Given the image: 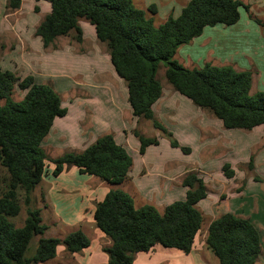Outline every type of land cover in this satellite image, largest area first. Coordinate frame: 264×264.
Listing matches in <instances>:
<instances>
[{
    "label": "trees",
    "instance_id": "16d2710c",
    "mask_svg": "<svg viewBox=\"0 0 264 264\" xmlns=\"http://www.w3.org/2000/svg\"><path fill=\"white\" fill-rule=\"evenodd\" d=\"M45 1L51 10L35 31L44 47L72 32L82 42L80 21L92 24L97 40L107 48L115 73L126 83L133 116L152 121L170 139L171 146L186 154L191 152L155 117L153 105L163 95L157 76L161 67L173 90L220 119L226 129L252 130L262 125L264 140V91H252L251 70L209 62L189 68L175 57L205 27L239 21L241 7L249 10L242 0H189L180 15H169L159 24L155 21V4L141 8L134 0ZM20 6L21 0H9L7 9L15 11ZM253 18L264 27V20ZM16 86L25 92L21 100L13 99ZM67 112L51 83H39L33 75L21 78L14 71H0V164L9 174L8 186L0 196V264L45 263L57 256L59 245L70 254L90 245L91 240L82 229L71 231L64 238L44 236L49 227L43 222L41 209L32 206L33 191L44 176L57 177L75 166L80 173L113 185H121L129 177L133 157L112 133L101 135L80 152L67 151L49 159L43 141L54 120ZM133 134L138 138L141 154L149 146L159 144L158 137L145 136L138 129ZM48 160L54 164L51 172ZM248 167H253L252 157ZM222 173L226 179L236 175L230 163L222 166ZM182 185L186 188L185 197L169 203L162 211L150 203L137 207L133 196L119 187L109 189L96 202L95 223L111 240L103 248L108 255L105 264H134L137 253L150 251L157 244L191 252L204 223L198 203L208 196V189L203 176L195 171L184 176ZM20 188L24 191L27 216L17 226L10 217L21 212ZM36 235L42 237L35 253L28 256L29 244ZM205 242L219 264H255L262 253V239L255 224L232 212L211 221Z\"/></svg>",
    "mask_w": 264,
    "mask_h": 264
},
{
    "label": "crops",
    "instance_id": "0c3cea01",
    "mask_svg": "<svg viewBox=\"0 0 264 264\" xmlns=\"http://www.w3.org/2000/svg\"><path fill=\"white\" fill-rule=\"evenodd\" d=\"M8 1L5 0V6H7ZM41 1L45 4L43 5L45 10H42V7L39 6L40 10L38 12L36 9L37 5L35 7L34 4L31 5V0L28 3L30 7L28 6L26 13L30 12L28 14L29 17L31 16L29 21L26 16L21 22L17 21L16 23L6 20L8 13L15 15L22 13L20 8L23 9L24 0H21V6L17 10L9 12L10 10L7 9L2 11L0 19V71L11 70L18 72L21 78L33 75L39 83L51 81L59 93L57 82H62L65 78L60 68L62 59L59 60L58 55H56L59 51L68 50L79 61H82L81 63L84 66H87L85 70H76V72L80 70L78 72L81 74L79 82L76 83V80H73L71 84L66 86L68 92H75L73 91L75 89L78 92L74 100H69L67 103L62 101V105L68 109L65 116L72 111L75 113V117L71 123H68L66 119H57L59 117L54 120L49 135L43 141V147L47 155H50L53 150L57 151V154L62 151L80 152L98 137L110 132L107 129L110 123L105 122V117L103 112H100L99 105L112 107L113 103L116 102V111H119L120 108L121 112L126 111L128 119L135 120L137 123L136 127L142 129L141 126L145 121L138 122L134 118L128 102L127 86L125 87L123 82L119 80L120 78L115 76V70L107 48L103 49L104 44L97 40L95 28H93L92 24L88 25L89 22H83V20L80 22L83 41L78 46L83 51L80 49L78 52L76 51L77 49L69 45H66L61 50L45 51L44 44L41 38L35 34V31L39 22L44 15L50 12L51 8L46 4L47 2L45 3V0H38V2ZM242 1L249 5V10L247 11L244 7H241L239 21L233 25L217 24L205 27L203 33L194 38L187 46L183 45L177 51L175 57L178 61L179 59L182 60V62L179 61L180 63H187V60L189 64H196L197 62L199 65L196 67H202L209 62L214 65L230 64L239 70H251L254 73L253 91H264V27L253 18V16H256L264 20L255 11H262L258 7L259 5H255V2L262 3L261 6L263 7L264 0ZM136 2L135 5L141 8L155 4L157 6L155 18L159 17L161 21H164L169 15L174 17L180 15L189 0H136ZM31 11L41 14L42 17L38 16L35 19ZM32 17L34 18L33 20ZM14 34L18 42L11 43L10 41L8 44L6 40L14 37ZM25 44H28L33 50L27 56L22 52V46ZM52 71H54L53 75ZM90 77L93 78L90 79ZM63 82L62 85L65 84ZM182 96L173 90L171 85L167 89L163 87V95L153 105V109L155 117L161 122H163L161 117L168 118L169 122L164 123L166 128L172 132L173 137L180 145L191 148V154L197 152L195 157L200 158L204 166L209 167L212 163H215L213 165L217 172L216 177L210 175V169L206 171L205 168L201 169L199 167L202 175L205 176L203 178L208 189V196L198 203V207L210 219L205 230L202 232L201 229L196 235L191 252L185 253L176 248L157 244L150 251L137 253L134 264H217L214 258L216 256L207 247L205 240L211 221L226 212H232L238 216L248 218L255 224L262 239V253L255 264H264L263 126H256L252 130L226 129L220 119L215 118L208 112L209 115L205 109L196 106L189 99L192 102L190 104ZM126 101L129 106L125 109L123 103L120 107V102ZM182 105L187 108L183 112L180 109ZM117 113L116 115H118ZM170 115H173L174 119L177 118L178 123L169 120ZM148 123L147 125H149ZM168 126L170 127L168 128ZM125 129L126 131L123 135L125 139L121 134L119 135L115 132L112 134L117 142L127 149L130 146L127 139L131 137L130 134H133V128L128 129L127 124ZM141 133L145 135L142 130ZM158 135L154 132L153 136ZM130 142L136 145L134 141L132 142V139H130ZM166 144L171 146L168 139ZM146 152L141 154L139 151L142 156ZM251 157L253 158V167H248L249 170L247 169L246 172L244 164H248ZM168 159H159L158 166L154 171L150 167L143 166L142 174L146 173L154 178V183L149 185V187H146V185L142 187L141 179L139 181L136 180L134 174H132V168L128 179L121 185H113L102 181L96 176L82 174L75 166L66 168L57 177L44 176L32 194L33 201L41 209L42 218L43 208L41 204L44 205V208L49 213V217L58 222V224L54 223L55 226L63 224L68 227V229L66 228L68 233L76 229H82L89 238L92 233L97 236L95 241L90 239V245L79 253L70 254L66 251L65 246L59 245L57 256L50 261L53 264L107 263L108 255L103 248L109 246L111 240L97 227L94 220V210L96 202L102 200L111 188L120 187L129 192L133 196L137 207L150 203L156 205L160 211L169 203L183 199L186 194V188L182 185L181 176L187 171V166L195 163L184 166L185 163L180 161L181 156L179 161L176 158V160ZM212 159L219 160L216 162L212 161ZM225 163H230L234 168L236 172L234 178L226 179L223 175L222 166ZM53 168L49 167L48 170L51 172ZM80 179H83V182ZM226 188L229 191L227 196L221 195V190ZM150 198H152L151 201ZM158 200L161 203H158L159 205L157 204ZM223 204H228V207L224 206V208L219 209ZM200 233L202 235L199 240Z\"/></svg>",
    "mask_w": 264,
    "mask_h": 264
},
{
    "label": "rangeland",
    "instance_id": "374dc122",
    "mask_svg": "<svg viewBox=\"0 0 264 264\" xmlns=\"http://www.w3.org/2000/svg\"><path fill=\"white\" fill-rule=\"evenodd\" d=\"M24 1H25L24 2L25 5H24L23 9L20 8V12H22V13H20L18 15L17 14L15 15V14H12V13H8L7 16H6V20L7 21H10L12 23L13 22L16 23L17 21L21 22L24 19L25 16H26V18H28L27 19L28 21L31 19L30 18L31 16L29 17V15H28L30 12L28 11V14L26 13L27 12L26 9L28 8V6L30 7V5L28 4V3H30V0H24ZM261 1H263V0H261ZM31 2H32V0H31ZM37 2H38V0H34L31 3V5L34 4V7L37 5V7H36L37 8V12L40 10V7H42V10H45V7H43V5H45V4L42 3V1L38 2L39 4ZM46 2L47 1H45V3ZM136 3L137 2L135 0V4ZM46 4H48L49 8H51L49 2H47ZM261 4L262 3L255 2V5H259L258 7H260L261 10H262V11H258V10H255V11H256V13L259 14L260 18L261 17L264 18V6L262 7ZM5 5H6L5 0H0V19H1L2 11L7 10V6H5ZM145 8H147V7H145ZM33 10H34V8H33ZM9 12H11V10ZM34 12L31 11V14H33L35 19L38 16L42 17L41 14H37V13H34ZM34 18L32 17V20ZM155 21H156L157 24L162 22L161 18H159V17L155 18ZM83 22H86V20L83 19ZM89 24L90 23H88V25ZM80 25H81V23H80ZM75 35H76V33L72 32L68 36L58 37L56 39V41H55V44L50 46V47H48V48H45V51L46 52H52V50H55V49H60L61 50V49H64L66 47V45L74 47V49H77L76 51H78V52H79L80 49L83 51V49L80 46H78L82 42H78L76 40ZM10 41H11V43L18 42V40L16 39V35L15 34H14V37H12L10 40L9 39L6 40V42L8 44H9ZM184 46H187V44L184 45ZM22 47H23L22 52L26 56L28 55L29 52H33L32 48L28 44H25ZM78 47H80V48L78 49ZM103 49H106L105 44L103 45ZM2 53H3V51H2ZM56 55H58V59L59 60L62 59V64H61L60 68H61V73H63L62 75L65 77L64 80H63L65 82V84L62 85L63 81L62 82H57V89L59 90V93L62 91L61 94H60V96L62 97V101H65L67 103L69 100H74V98L78 94V92H76V89H75V90H73L75 92H71L70 93V92H68V88H66V86L71 84V82L73 80H76V83L79 82L81 80V76H80L81 74H79L78 72L80 70H83V69L85 70L87 66H84L81 63L82 61H79L68 50L59 51ZM179 61L182 62V60H180V59H179ZM31 64L33 65V63H31ZM182 64H184L186 67H190V68H192L194 66L196 67L197 65H199V64H197V62H196V64H189L188 60H187V63L183 62ZM77 69H80V70L76 72ZM16 73L18 75V72H16ZM51 73L53 75L54 71H52ZM114 74H115V76H117V78H120L116 73H114ZM157 76L161 80L162 85H163V87L165 89L170 87V84L167 82V80H166V78L164 76V69L162 67L159 69ZM92 78L93 77H90V79H92ZM119 80H121L123 82V84L125 85V87H126L125 81L123 79H121V78ZM90 82H92V81H90ZM47 83H51L53 85V82H51V81H47ZM253 90H254V85L252 87V91ZM24 93H25L24 91L20 90L16 86L15 89H14V93H13V99L21 100L22 97L24 96ZM182 97L185 98L190 104H192V102L187 97H185V96H182ZM1 103H3L2 100H1ZM123 103H124V108L126 109L129 106L128 102L127 101L126 102H122V103L120 102V107L123 105ZM99 107H100V112H103V116L105 117V119H104V117H103V119L105 120V122H109L110 123L109 124V128H107L110 131L108 133H114L115 132V133H117L119 135L121 134V136H123L125 131H126L125 128L127 127V124H128V129L129 128H131V129L133 128V130L134 129H138L140 132L142 130V132L145 133V136H151V137H158L159 138V144L149 146L146 149L147 152L145 151L146 154L144 156H142L139 153V151H138L139 150V143H138L137 138L133 134H130L131 137L127 139V140H129V144H130V146H128L127 150L129 151V153L133 157V165H132V172L133 173L132 174H134V176H135L137 181H139L141 179L140 181H142V183H143V184L141 183L142 187H143V185H146V187H149V185L154 183V178L152 176H148V174H146V173L142 174L143 166L150 167L154 171L157 168V166H158L159 159L161 160L163 158H165V159L169 158L168 160H174L176 158L179 161V157L181 156L180 161L185 163L184 166H186L188 164H193V163L196 164V165L193 164V165L187 166V171L181 176L182 179L190 171H195V172H198L200 175H202V172H201L200 168L201 169L205 168L206 171H208L207 169H210V171H211V172L209 171V173H211L210 175L213 176V177H216L217 172L215 170V166L213 165L215 163H212L209 167L208 166H204L202 160L200 158H198V157H195L197 152L193 153V154H191L192 152H190L188 154H184V152L180 148H178V147L174 148V147H171L170 145L166 144L167 139L169 140V142H170V139L164 133L160 132V130L156 129L153 126L152 121L145 120V119H138V118L134 117L135 119L138 120V122H144L145 121V123L141 126L142 129H140V128L136 127L137 123L135 122V120L128 119L126 111L125 112H121V108H120L119 111H116V107H117V103L116 102L113 103L112 107L111 106L105 107V106H102V105H99ZM180 109H182V112H183L184 109H187V108L182 105V107ZM116 112H118L117 113L118 115H116ZM207 113H208V111H207ZM172 116L173 115L169 116L170 117L169 120H172L175 123H178V119L177 118L174 119ZM74 117H75V113L70 111V114H68L67 116L59 117L57 119H62V120L66 119V120H68V123H71L72 120L74 119ZM62 120H58V121H62ZM66 120H64V121H66ZM157 120H159V119H157ZM161 120L163 122H161L160 120L159 121L163 125H164V123L169 122L168 118H162L161 117ZM147 122H149L148 123L149 125H147ZM169 127L170 126H168V128ZM133 130H132V132H133ZM154 132L159 134V135L158 136H153ZM124 139H125V137H124ZM130 139H132V142L134 141L136 143V145L131 144ZM83 140H84V138H83ZM162 140H163V142H162ZM135 151H136V153H134ZM64 152H66V151H62L59 154H57V151L53 150L50 153V155L48 154V157H49V159L57 158L56 156H60V155L64 154ZM142 157H143V159H141ZM218 160L212 159V161H216V162H218ZM47 163H48V168L49 167H54V164L50 160H48ZM153 164H154V166H153ZM244 166L246 167V172H247V169L249 170L248 164H244ZM239 168H242V167H239ZM202 176H204V175H202ZM8 178H9V174H8L6 168L3 167L0 164V196L4 193V191L6 190V188L8 186ZM80 180H81V182H83V179H80ZM239 185H240V183H239ZM263 189H264V187H263ZM147 191H149V190H147ZM152 191H154V190H152ZM218 192L220 193V191H218ZM18 193L20 194L19 199H20V204L22 206L21 212L15 217H10V220L12 222H14L15 225L21 226L24 223V220H25V218L27 216V213H26V206L23 203V197H22V195L24 193L23 189L20 188L18 190ZM228 193H229L228 188H226L224 190L222 189L220 194L221 195L223 194V196H225V195L227 196ZM262 193H263V196H264V190H262ZM151 200H152V198H150V201ZM158 203L161 204L159 202V200L157 201V204ZM37 205L38 204L36 202H33V204H32L33 207H38ZM224 206L228 207V204H223V206H221L219 209L224 208ZM41 207L43 208V219H44V222L49 227L47 232L44 234V236L46 235L48 237L64 238L68 234V232H67L68 230H66V228L68 229V227H66V225H63V224L59 225V226H55L54 223L58 224V222L54 221L52 218L49 217V213L44 208V205L41 204ZM209 219H210L209 216L204 214V223H203V227H202V232L205 230L206 226L208 225L207 223H208ZM60 224H61V222H60ZM201 235H202V233L199 234V238H198L199 240L201 239ZM41 237H42L41 235H36V236L33 237V239L31 240V243L29 244V247H28V251H27V255L28 256H31V255H33L35 253V250H36V248L38 246L39 239ZM90 239L92 241H95L97 239V236L92 233L91 236H90ZM101 242H103V240H101ZM214 258H215L217 264H219L218 263V259L216 257H214ZM39 264H42V263H39ZM44 264H53V262L49 261L48 263H44Z\"/></svg>",
    "mask_w": 264,
    "mask_h": 264
}]
</instances>
